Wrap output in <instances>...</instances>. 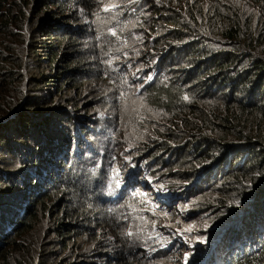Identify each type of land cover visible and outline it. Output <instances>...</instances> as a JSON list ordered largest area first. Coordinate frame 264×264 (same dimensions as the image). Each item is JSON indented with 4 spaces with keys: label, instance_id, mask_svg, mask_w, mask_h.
<instances>
[{
    "label": "trees",
    "instance_id": "16d2710c",
    "mask_svg": "<svg viewBox=\"0 0 264 264\" xmlns=\"http://www.w3.org/2000/svg\"><path fill=\"white\" fill-rule=\"evenodd\" d=\"M40 1L46 6L57 5L63 10L52 15L48 14L51 20H60L59 22L43 23L40 26L36 24L41 35L58 42L56 45L52 41L50 44L49 41L44 44L48 49H54V52H51L52 56L58 58L62 56V59L58 60L59 63L62 62V79L66 78L75 83L74 78L80 79L81 74L87 72L90 75L93 68L89 61L93 62L92 64L95 62L90 58L86 60L87 55L78 50L79 39L82 37L80 34L83 30L80 29L79 24L69 23L75 15L63 16L64 10L69 5H79L86 1L90 5V2L88 0ZM145 1L149 3L154 0ZM157 1L158 7L156 8V3H153L152 9L158 14L153 18L149 29L153 31V35L160 33L158 44L163 42L161 47L163 57L170 66L178 65L175 62L179 60H183L184 64L181 69H177L180 73L174 74L169 82L148 86L146 100L155 118L151 127L161 133L154 138L146 137L147 141L153 143L149 149L150 152L154 151V156L151 157L157 164L161 162L158 159L167 154L169 158H173V161H167L164 174L169 176L168 181L171 182L176 193L181 194L177 197L178 200L182 199L188 206L193 197H197L196 193L206 189L207 186H211L210 192H215L213 188L220 181L219 174L224 176L225 173H229L226 185L218 189V192L226 194L208 199V202L196 198L197 202L193 208L196 209V213L207 207V210L213 208V218L209 221L213 229L204 232L209 237H215L224 222L238 220L233 227L220 231L222 236L226 233L223 238L221 236L216 241L220 256L226 252L220 264L227 262L228 264H264V182L262 185L260 183L261 179L264 181V19H256L253 22L252 16L246 15V11L250 9H244L245 4L251 3L253 6H258L259 12L264 16V0ZM27 4V0H0V102L3 107H0V155H2L0 163L8 158L7 170H0V180L5 185V188L0 190L6 191L0 193V223L4 220L6 223V227L0 230V237L8 235L18 224L17 220L23 217L16 231L20 226L23 228L29 226L30 229V224L33 222H36L34 227L39 226L44 220L43 217L47 215L46 199L60 195V203H62L60 209L62 208L63 212L59 220L66 218L68 221L58 222L55 231L61 238L69 236L68 240L82 238L85 235L95 239L92 215L80 210L75 204L76 196L74 198L71 196V192H74L81 201L93 200L87 176L80 175L79 178L76 172H70L71 169H66L61 178L57 179L55 175L57 176L61 171L60 165L65 167V164H62L66 148L64 143L71 142L69 134L75 135L78 142L76 157L85 150H89L94 155L99 138L108 128L93 127L89 131L94 137L91 147L83 138L85 130L93 125L92 121H85V125L82 124L84 133L80 134L74 125L77 123L81 125L82 121L76 120L70 125V122L66 121L70 118L69 115H56L55 122H49L47 129L50 130L51 136L55 137L54 139H59V145L55 149H48L46 135L40 131H33L38 126L32 115L39 114L43 109L35 108L34 98L33 100L26 98L27 101L16 106L20 101V95L13 98L12 92L6 94L9 88H13L15 80L13 62L19 64L22 62L24 48L20 44L13 47V41L19 37L23 28ZM161 10H165L166 13H161ZM147 20V16H142L138 25L147 26ZM166 25L168 28L162 32L161 27ZM169 40L171 42H168ZM50 81H53L55 91L63 88L61 79H49L48 82ZM185 97L194 99V103H187ZM9 112L13 113L6 115ZM90 112L96 116L102 112V109L95 107ZM4 115L6 116L3 118ZM109 136L111 138L110 133ZM140 142L142 136L138 137L136 144L140 146ZM185 145L192 147L188 156L184 155ZM44 156L49 158L43 162L41 158ZM189 161L192 163H188ZM17 162L28 165L29 172H26L25 178L42 179L43 185L33 189L24 186L22 195H13L16 190L14 187L16 182L13 181L21 172L9 173L10 168H13L14 163ZM32 162L35 163L34 166L30 165ZM199 164L200 166L197 167ZM185 166L188 167L183 172L180 171ZM199 168L203 169L202 177H196L190 184H185L193 178L194 171ZM46 169L52 173L42 177L39 172ZM181 174L185 176L180 178ZM247 177L251 178L247 179ZM182 183L184 186H181ZM10 190L13 192L9 194ZM249 191H256L257 196L259 193L260 195L254 198L249 196ZM42 193L44 194L40 197ZM218 199L221 201L216 204ZM13 201L21 203V206L19 205L14 211L13 203L10 214L4 217L2 211L7 212V207L1 206H7ZM130 202H136V199L131 198ZM89 209H92V203ZM221 212L228 215L223 216ZM258 212L260 213L257 214ZM102 217H105L104 213ZM102 217L94 219L96 222H101ZM106 219L113 222L114 215L112 219L108 216ZM201 224H203L202 220ZM243 237L253 238L245 241L240 239ZM96 241L104 240L96 239ZM53 242L56 250H53L52 263L49 264H93L74 261L70 255L64 254L65 250H73V245L68 246L67 242L61 240H53ZM103 247L110 249L112 246L104 242ZM83 250L81 256L85 258L88 255L86 253L88 248ZM77 251L75 250L74 253ZM12 259L13 256L2 254L0 264H13ZM187 259L189 260L187 264H192L193 255L188 256ZM13 261L16 262L17 259L14 258ZM179 261L180 256L162 264H176ZM196 263L197 261L193 264Z\"/></svg>",
    "mask_w": 264,
    "mask_h": 264
},
{
    "label": "rangeland",
    "instance_id": "374dc122",
    "mask_svg": "<svg viewBox=\"0 0 264 264\" xmlns=\"http://www.w3.org/2000/svg\"><path fill=\"white\" fill-rule=\"evenodd\" d=\"M88 1L90 5H88L87 1L79 5H69L64 10L63 16L75 15L74 18L69 20V23L79 24L80 29L83 30L80 34L82 37L79 39L78 50L87 55L86 60L90 58L91 61L96 63L92 64L93 62L89 61V64L91 63L90 66L92 65L93 68L90 75L87 72L81 74L79 76L81 77L80 79L78 77L74 78L76 80L75 83L64 77L62 79V62H58V60L62 59V56L60 58L52 56L51 52H54V49H48L44 44L47 41L50 44V41H52L56 45L58 42L49 40L44 35H41L36 24L40 26L43 23L59 22L60 20H51L48 14L52 15L63 10L59 9L57 5L46 6L40 0H27L28 4L25 8L26 17L23 28L19 33V37H16L13 41V47L20 44L24 48L22 62L21 64L13 62L15 64L13 67L15 80L13 88H9L6 94L12 92L13 98L20 95V101L16 106L21 105L23 101H27L26 98L30 100L34 98L36 100L35 108L43 109L39 114L32 115L38 126L33 131H40L46 135L48 149H55L59 145V139H54L55 137L51 136L50 130L47 129L49 122H55L56 115H69L70 118L66 121H69L70 125L76 120L77 122L82 121L83 125H85L87 119L92 120L93 125L85 130L83 138L91 147L93 146L94 137L89 131L93 127H96V129L108 128L107 132L99 138L98 147L95 149L94 155L98 152L100 153L92 160H89L93 154L89 150H85L81 154L83 163H79L78 158L75 156V151L78 150V142L73 134H69L71 143L67 144V141L64 143L67 146L64 155L65 161L62 163L65 164V167L57 162L61 167V171L58 173L60 175L57 176V179L61 178L66 169H71L70 172H76L77 177L81 178L80 175H82L84 166L94 162L93 165L97 166L95 172L99 177V182L96 183L92 180L98 186H101L103 184L102 179L107 175L101 170L102 168L104 170L108 168L106 158L103 155L105 152L111 151L112 160L116 164L114 163L115 169L112 168V174L109 173L110 184L108 193H111V190L115 191L117 183L119 186L123 184L122 178L123 176L125 177L128 169L132 168L133 172L138 173V170H135L137 164H142L144 161V165L146 163L148 165L144 167L143 172L142 168H138L140 170L139 176L135 173L130 175L132 179L135 176V185L139 183L138 186L142 191L145 190L148 196L154 197L156 191L162 190V186L156 183L155 177L153 178L155 173L166 179V182H169V176L164 174L167 167L165 160L169 158V155L161 158L164 160L158 159L161 162L157 164L155 159L151 157L154 156V151H149L153 143L146 139V137L154 138L161 134L151 127L152 121L155 120L154 113L145 98L147 85L152 78L154 64L159 56L162 55L161 47L163 42L161 41L158 44L160 33L157 32L153 35V31L149 29L153 18L157 17L158 14L156 10L152 9V4L156 3L157 8L159 5L157 4L158 1L154 0L149 3L145 0ZM105 8L109 10H105ZM246 8L250 9L246 11V15L252 16L253 22L256 19H264V16L259 12L258 6L248 3L245 4L244 9ZM161 13L166 12L161 10ZM142 16L148 17L147 26L145 24L143 26L138 25L140 23L139 18H142ZM167 28V25L162 26L161 31L163 32ZM168 42L171 41L169 40ZM146 58L152 60V66L146 67ZM176 64H179L176 66L177 68L170 69L165 74L163 71L161 79L164 76L170 77L174 76V74H179L180 70L177 69H181L184 62L180 60ZM109 69L125 74V85L119 83L112 74L108 73ZM118 76L122 77L121 75ZM49 79H61L63 88L55 91L53 88L54 83L53 81L48 82ZM13 98H11V101ZM189 103H194V100ZM38 104L41 105L38 106ZM1 106L2 102H0ZM95 107L102 109V112L96 116L90 112ZM12 113L9 112L6 115ZM83 125H80L82 126L81 128H83ZM53 126L55 125L53 124ZM79 128L76 127V131H80ZM139 136H142L140 146L136 144ZM21 145L23 144L21 143ZM185 149L184 155H190L192 147L185 145ZM87 156L89 157L87 158ZM114 156L115 158L113 159ZM48 158L49 156H44L41 159L44 162ZM7 160L8 158L3 163H0V170H7ZM169 160L173 161V158H169ZM214 162H219V160H214ZM123 163L127 164L125 169L122 167ZM188 163H192V161ZM34 164L33 162L30 163L31 166H34ZM151 164L156 167L153 168ZM188 166L182 167L180 171L183 172ZM199 166L200 164L197 167ZM27 167V164L23 165L17 162L14 163L13 168H10L9 174H17L18 172H21V174L15 176L13 182H16L14 186L16 190L14 192L10 190L9 194L13 192V195H22L24 186L33 189L36 186L43 185L41 183L42 179L24 177L26 172H29ZM63 168L64 172H62ZM194 172L193 178L185 184H190L196 177L201 176L203 169L199 168ZM51 173L47 169L39 172L42 177H47ZM225 174L224 176L219 174L220 181L213 188L215 192H210L211 186H207L206 189L196 193L197 197H193L189 206L181 199L173 201L168 208L162 210L149 205L150 201L143 196L135 195L136 202H129L126 197L134 192L132 189L126 190L123 199L113 203L110 201V204L104 205L101 202V197L105 196V192L98 193L100 196L98 198L95 190L97 186L89 179L93 196L91 202L81 201L74 192H71V196L73 198L76 196L75 204L80 210H85L92 215L95 239L89 235L73 240H68L69 236L60 237L55 231L56 226H58V222L66 223L68 219L59 220L63 210L62 208L60 209L62 203H60V195H58L57 197L46 199L45 210L48 216L43 217L44 220L39 226L34 227L36 222H33L30 224V229L29 226H26L27 228L20 226L17 229L18 231H16V227L19 226L23 217L17 220L18 224L8 235L0 237V255L4 254L13 256V259L16 258V262L12 259L13 264H49L52 263L53 256L51 254L54 253L53 250H56L53 240H61L64 243L67 242L68 246H74L73 250H65L64 254L70 255L71 259L77 262L93 264H162L169 263L173 258L180 256V261L176 264H186L189 261L186 258L192 254L193 264L201 258L202 252L210 246V241L206 240L207 237L201 240V232L212 226L209 221L213 218L212 211H214L213 208L207 210V207L196 213V209L193 206H195L197 199L208 202V199H214L217 196L226 194L221 191L218 192V189L225 186L228 182L230 175H228L229 173ZM184 176L181 174L180 178ZM251 177H247V179ZM180 178L178 180L182 182ZM209 178L211 177L209 176ZM263 182V179H261V185ZM181 186H184V184L182 183ZM4 188L5 185L0 180V189ZM5 192L0 190V193ZM249 192V196L251 195L254 198L260 195L259 193L257 196L256 191ZM179 195L181 196L179 192L175 194V198ZM162 201H165L164 197L158 200V202ZM220 201L218 199L216 204L220 203ZM13 203L14 211L17 210L16 208L19 205L21 206V203L17 201H13L7 206L2 205L1 207H7V212L2 211L4 217L10 214ZM90 203H92V209H89ZM202 204L207 206L204 203ZM119 212L123 217L126 216V219L122 222L120 221L121 218L117 217ZM234 212L238 211L234 210ZM103 213L105 215L104 218L102 217ZM221 213L223 216L228 215L225 212ZM113 215V222L106 219V216L112 219ZM239 216L240 214L238 218ZM95 217H102L101 222H96ZM158 219H160L159 222L156 224L152 223L158 221ZM201 220L204 225L201 224ZM237 222V219L224 222L219 228V232L222 229L233 227ZM5 227L6 223L4 220L0 223V230ZM91 233L93 234V229H91ZM221 236L222 234H220L219 238ZM96 239H103L104 241H96ZM168 241H171L169 244L172 243V249L169 252L153 258L150 257L152 252L162 249ZM104 242H107L112 247L110 249L103 247ZM83 248H88L86 252L88 259L86 256L85 258L81 256L84 252ZM75 250L78 251L74 253ZM219 262L220 258H217V263Z\"/></svg>",
    "mask_w": 264,
    "mask_h": 264
},
{
    "label": "clouds",
    "instance_id": "9594fccd",
    "mask_svg": "<svg viewBox=\"0 0 264 264\" xmlns=\"http://www.w3.org/2000/svg\"><path fill=\"white\" fill-rule=\"evenodd\" d=\"M147 61H146V67H150L152 66V60L150 58H146ZM145 59V60H146ZM180 61V60H179ZM178 61L175 62V64L177 63ZM169 65V66H168ZM179 65V64H178ZM178 65H175V66H170V64L167 62L166 59H164L163 57V53L161 56H159V58L156 60L155 64H154V70H153V74H152V78L151 80L149 81L150 83L147 85V89H148V86L149 85H152V84H157V85H161L162 83H167L169 82V79L172 78L173 76H170V77H166L164 76L163 79H161V75H162V72L164 71V74L170 70V69H175L177 68L176 66ZM108 73L112 74L117 80L119 83H123L125 85V74H123L122 72L120 71H117V70H114V69H109L108 70ZM118 75H121L122 77L120 78ZM146 94H147V91H146ZM146 98V97H145ZM185 101L187 103H189L190 101H193L194 99L190 98V97H185ZM87 121H92V120H89L87 119ZM83 123H81L82 125ZM75 127L79 128V123L75 124L74 125ZM80 131H78L80 134H83L84 133V130L81 128L80 126ZM83 130V131H82ZM75 136V135H74ZM75 139H76V136H75ZM77 140V139H76ZM71 142H69L70 144ZM67 147V146H66ZM111 151H107L104 153L103 157L106 158V162L108 164V168L106 170H104V168H102L101 171H104L105 173H107V175H105L104 179L103 180V184H101V186L98 184H96L97 182H99V177L96 175V172L95 170L97 169V166L93 165L94 162H91V164H88V165H85L84 168H83V172H82V175L81 176H87L88 178V183H90V181L92 183H94L97 187H96V192H97V195H98V198H100L99 194L98 193H102V192H105V196L101 197V202L105 205V204H110V201L113 203V202H117L119 201L120 199H123L125 197V192L127 189H132L134 190L133 193H130L127 195L126 198H128V201L130 202V199L131 198H135L134 196L135 195H138V196H143L146 200L150 201L149 202V205L155 207V208H159L160 210L162 209H165V208H168L173 201L177 200L178 201V198H175V194L176 191L174 190L173 186L171 183L169 182H166V180L162 177H160L159 175H157V173H155V176H153V178L155 177V181L158 185H161L162 186V190H158L155 192V196H148V194L145 193V190L142 191L140 189V187L138 186V184H136L135 186L132 184L131 186L127 184V181L124 180V176H123V184L119 187H117L114 190H111V193H108L109 191V173L112 174V156H111ZM100 153V152H98ZM97 153V154H98ZM96 154V155H97ZM96 155H93L91 156V158L89 160H92ZM168 155V154H167ZM166 155V156H167ZM89 156H87L88 158ZM78 158V162L79 163H83V159H82V156L80 155ZM65 161V159H64ZM67 161V160H66ZM154 161V160H153ZM167 161H169V158H167L165 160V162L167 163ZM114 163L116 164V162L114 161ZM127 165V164H126ZM125 165V163H123V166L124 169L127 167ZM140 165V166H139ZM147 163L144 165V161L142 162V164H137V167L135 170H138V173L137 172H133L132 168L131 169H128L127 173L125 176L129 175V174H132V173H135L137 176L140 175V170L138 168H142V172L144 170V167H147ZM152 167H156L154 166V164H151ZM119 173V172H118ZM54 174V173H53ZM55 175V174H54ZM60 175V174H57V176ZM52 176V175H51ZM56 176V175H55ZM56 176V177H57ZM133 181L136 180L135 176H133ZM90 179V181H89ZM96 182H93V180ZM142 183V182H140ZM174 193V194H173ZM112 195V196H110ZM145 195V196H144ZM161 197H164L165 198V201L163 202H158L159 198ZM250 209H252L254 211V209L250 206ZM260 212H258L257 214H259ZM121 216V213L119 212L117 214V217L120 218ZM119 221V220H118ZM120 221L122 222L123 220L120 219ZM160 219H158V221L156 222H152L154 224H156L157 222H159ZM213 226V225H212ZM207 227L206 230H203V232H201L202 234V237H201V240H203V238H206V240L210 241V246L205 249L202 254L200 255V259L197 260V263L196 264H210L212 261V258H222L221 262L223 261L224 259V256L226 255V252H223V254L220 256L219 252L217 251V244H216V241L219 240V236H220V232L214 237H209V235H207L206 233H204V231H207V230H212L213 227ZM227 230V228L225 229H222L221 231H225ZM169 242L171 241H168L167 244L160 250H156L154 252H152L150 254V257H154V256H158V255H162V254H165L166 252H169L171 249H172V243L169 244ZM158 251V253H157ZM220 262V263H221ZM227 262V261H225ZM220 263H217V264H220ZM228 264V262H227Z\"/></svg>",
    "mask_w": 264,
    "mask_h": 264
},
{
    "label": "bare ground",
    "instance_id": "6f19581e",
    "mask_svg": "<svg viewBox=\"0 0 264 264\" xmlns=\"http://www.w3.org/2000/svg\"><path fill=\"white\" fill-rule=\"evenodd\" d=\"M114 158H115V156L113 157V159H114ZM112 167L115 169L114 162H112ZM115 171H116V170H115ZM116 172H117V171H116ZM124 180L127 181V184H128V185L131 186V185L133 184V185L135 186V182L133 181V179H132V177H131L130 174L127 175V176H125V177H124ZM159 200H160V198H159ZM125 215H126V214H125ZM120 217H121V219H126V216L123 217V216L121 215ZM122 217H123V218H122ZM225 234H226V233L223 234L222 238L225 236ZM252 238H253V237H243V238H240V239L245 240V241H250ZM157 253H158V251H157ZM221 260H222V258H220V262H221ZM212 261H213L212 263L217 264V258H215V259L212 258ZM220 262H219V263H220ZM212 263H211V264H212Z\"/></svg>",
    "mask_w": 264,
    "mask_h": 264
},
{
    "label": "snow or ice",
    "instance_id": "6c2138e0",
    "mask_svg": "<svg viewBox=\"0 0 264 264\" xmlns=\"http://www.w3.org/2000/svg\"><path fill=\"white\" fill-rule=\"evenodd\" d=\"M105 10H109L108 8H105ZM114 35H115V33H113ZM119 186V184L117 183V187ZM129 234H131V233H129ZM186 264H187V262H186Z\"/></svg>",
    "mask_w": 264,
    "mask_h": 264
}]
</instances>
